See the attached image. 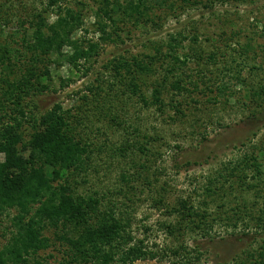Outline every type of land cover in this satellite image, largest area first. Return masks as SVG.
Masks as SVG:
<instances>
[{
  "label": "trees",
  "instance_id": "1",
  "mask_svg": "<svg viewBox=\"0 0 264 264\" xmlns=\"http://www.w3.org/2000/svg\"><path fill=\"white\" fill-rule=\"evenodd\" d=\"M8 1L9 8H14L15 1ZM233 1L243 0H93L96 7H89L87 0H18L17 8L24 14L0 12V214L9 216L12 225L0 247V264H44L41 253L52 249L63 256L58 264H133L166 256L168 251L181 264H201L205 254L200 245L191 247L185 240L191 234L205 237L219 220H227L234 229L243 223L250 230L251 218L256 221V233L264 231V194L259 191L264 188V145L257 144L252 153L223 161L205 173L201 200L172 199L166 183L154 187L159 180L155 170L149 173L148 154L158 136L128 120V103L133 100L147 108L155 106L162 114L170 106L176 118L183 120L187 100H195L198 92L223 105L233 98L249 107L264 102V80L258 78L253 84L242 75L251 64L247 61L256 62L258 51L264 56V47L254 38L239 42L241 31L230 13L221 19L222 29L228 26L230 33L219 35L222 46L217 50L203 48L202 26H183L164 40L147 43L148 51L115 55L103 65L104 72L86 85L78 104L65 107L56 102L44 112L35 109L37 96L57 91L53 65L66 62L86 75L104 45L123 44L125 31H133L131 26L156 30L188 8L213 9ZM88 8L94 16L93 29L86 21ZM12 15L17 16L18 26L2 40ZM219 60L225 63L224 78L210 71ZM260 67L254 63L250 69ZM233 80L243 85L245 94L233 89ZM71 82L60 77L61 87ZM175 115H169L170 119L174 121ZM115 128L124 132L119 143H111L108 134ZM110 151L122 159L140 152L145 161L135 162L132 172H121L119 189L81 191L80 184L89 181L91 170L100 171L102 155ZM236 183L263 197L257 195L255 201L246 199L225 210ZM146 190L157 192L151 198L153 208L176 218L161 222L167 235L179 240L176 248H154L157 243L151 246L146 237L133 234V215L139 202L148 201L140 197ZM260 197L262 206L257 208ZM216 202L220 204L213 209ZM239 258L234 264H264V241L257 251Z\"/></svg>",
  "mask_w": 264,
  "mask_h": 264
},
{
  "label": "rangeland",
  "instance_id": "2",
  "mask_svg": "<svg viewBox=\"0 0 264 264\" xmlns=\"http://www.w3.org/2000/svg\"><path fill=\"white\" fill-rule=\"evenodd\" d=\"M13 1H15V6L10 9V1L0 0V12L5 14L6 11H9L24 14L20 7L17 8L19 4H16V1L18 0ZM87 3L89 7H96L93 0H87ZM226 12L230 13L229 15L236 21V29L241 31L240 37L237 38L239 42H246L249 38H254L258 45L264 47V36L262 34L264 30V0H253L252 3H245V0L226 4L218 3L213 9H204L202 6L188 8L179 18L166 20V23L160 29L155 30L151 26L136 29L131 26L130 30L133 31L130 34L128 30L125 31L126 38L123 44L104 45L98 61L94 63L93 69L86 75L83 74V71L71 69L66 62L62 66L53 65L51 67L52 81L57 91L49 90L37 96L35 98V109L44 112L56 102L63 103L65 107L78 104V98L87 92L86 85L95 81V78L99 75L98 73L104 72L103 65L115 55H129L148 51L147 43L152 40H164L168 35L183 26L189 28L191 24L202 26L205 31V34L201 36L203 48L207 51L218 49L222 46L218 40L219 35L223 31L230 33L228 26L222 29L221 25V19L227 15ZM88 13L90 17L86 21L88 27L92 28L94 16H91L90 8H88ZM9 18H11V22L4 28L6 31L3 33L2 40L18 26L16 24L17 16L12 15ZM128 34L130 37H128ZM90 35L98 37V34L93 32ZM207 37L209 40H207ZM8 38L12 39L13 37L9 36ZM257 55L256 62L247 61L251 64L242 72L243 77L253 84L254 81H258V78L261 81L264 80V63H262L264 56L261 50L258 51ZM254 63L255 65L261 64L260 70L254 69L251 71L250 68ZM224 64L223 60H219L217 66H212L210 69L212 75H219L220 78H224ZM255 72L259 74H255ZM227 75H225L226 79L229 78ZM60 77L63 79L71 78L72 82L67 87H61ZM232 87L237 92L243 90L242 95L246 93L243 85L237 84L236 80L232 81ZM211 95H214V93ZM166 97L169 102L170 96ZM207 97L202 92H198L194 95L195 100L188 99V104L184 106L187 113L184 120L182 117L180 119L176 118L174 109L170 106L162 114L155 106L147 108L139 102L134 104V100L128 103L130 108L128 120H130V123L138 125L143 132L151 136H158V139L153 142L152 148H150V153L148 152V159H150L148 165L151 167L149 173L151 175V172L155 170L159 180L154 187L159 189L163 183H166V193L172 199L192 197L196 202L201 200V184L205 173L215 170L223 161L241 158L246 153H252L254 146H257V144L264 145V102L250 103L251 107H249V104L236 102L237 100L233 98L229 105H223L214 100L208 101ZM245 98L247 99V96L243 100ZM169 115H175L177 120H171ZM97 125H101V123H97ZM114 130L108 131L111 143H119L124 132ZM95 137L100 136L95 135ZM138 153L137 155L135 151L131 159H122L113 151L103 154L104 160L97 167L100 171L96 173L91 170L89 181L80 184V190L90 193L95 189L101 191L119 189L123 184L120 180L121 172L123 170H131L132 172L135 168V162L145 161V158L140 156V152ZM159 172H161V175ZM246 173L251 174L249 170ZM259 191L264 194V188ZM259 191L248 190L236 183L233 188L232 199L227 203V207H224L225 210L235 206L236 203L245 202L246 199L251 202L257 199V195L263 197V194ZM156 193L152 190H146L144 194H140V197L148 199V201L139 202V207L133 215V234L138 238L146 237L151 246L157 243L154 248H176L180 245L177 244L179 240L167 235L161 227V222L174 221L176 218L174 216L169 217L164 211L152 207L151 198L155 197ZM261 197L258 198L260 202L257 204V208L262 206L264 199ZM121 198H118L119 201ZM217 202L213 205V209L220 204V202ZM250 221L252 227L248 230V228L242 226L243 223L234 229L228 225L227 220H219L209 235L202 237L200 234L193 233L185 240H188L191 247L200 245V249L205 254L201 259V264H234L236 260L241 261L239 257L243 253L257 251L259 245L264 241V231L259 230L257 234L256 221L252 218ZM11 227L10 217L0 214V247L6 242V236L10 233L8 229ZM162 254L164 253L162 252ZM41 256L44 257V264H58L61 257H63L62 254L53 249L43 251ZM180 262L179 257L168 251L166 256L161 255L155 259L139 260L133 264H181Z\"/></svg>",
  "mask_w": 264,
  "mask_h": 264
}]
</instances>
